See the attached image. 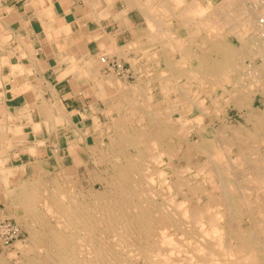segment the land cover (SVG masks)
I'll use <instances>...</instances> for the list:
<instances>
[{
	"label": "bare ground",
	"instance_id": "bare-ground-1",
	"mask_svg": "<svg viewBox=\"0 0 264 264\" xmlns=\"http://www.w3.org/2000/svg\"><path fill=\"white\" fill-rule=\"evenodd\" d=\"M172 1L170 9L174 11L161 14L159 21L152 19L153 13L157 11L155 6L151 3L146 6V11L150 14L148 24L146 23L150 29L147 35L149 39L156 41V48L150 51L153 57L151 59H163L166 62V68L160 74L167 71L174 74L179 71L175 64L169 62L171 59H182L183 63L187 59H195L196 65L190 63V68L178 72L187 75L189 86L195 87L205 79L210 82L218 79L217 83L224 86L222 82L230 79L225 75L235 73L239 76L241 71L249 69L250 73L254 72L256 75L254 79H250L253 80L250 86L242 88L239 80L240 88L235 85L232 90L223 89L221 94L225 107L240 111L245 109L249 126L226 124L224 120L228 110L222 106V124L214 129L212 137L202 135V140H195L188 133L182 137L181 128L177 125L182 126L183 119L189 120L187 113L193 110V106H197L194 109H199L198 112L203 115L208 109L204 104L206 98L192 100L181 91L185 95L183 101L179 98L172 99L167 89L170 85H162L164 99L160 103L170 104L174 100L176 104H183L179 109L174 108L178 116L174 119L171 113L169 116L167 114L168 120L164 121L159 116L160 107L149 108L147 104L146 108H135L140 112V127L135 126L132 131H121L116 138H109L111 146H117V150L118 147L130 150L127 153L118 151L124 153L123 163L112 162L110 172L106 171L104 176L98 175L99 177L94 178L88 196L80 190L67 194L47 187L41 189L38 188L40 183L37 180L34 183H31L32 180L19 182L13 189L10 188L20 190L14 200L19 201L21 209L32 213L40 205L45 210V216L50 215L53 218V224H47L42 218L34 220L44 230H30L31 250L40 258H31L28 264H264V151H260L258 147L260 144L264 145V134L260 131L264 126V108L253 105L258 93L264 97V59L261 58L263 62L252 68L250 64L245 65L242 61L246 58L253 59L250 42L255 44V40L259 42L260 39L262 45L264 43V9L245 10L239 0H222L217 9H210L211 4L208 5L209 8L205 7L200 0ZM161 6H167L166 2L161 3ZM162 16L166 17V26H162L165 24ZM171 19L174 21L171 22ZM174 25H177L176 30L172 31L170 27ZM159 29L164 36L158 35ZM252 29L257 32L254 33L255 36L250 33ZM227 32L238 40L239 45L231 43ZM127 44L135 47L133 43ZM112 46L115 48V44ZM108 51L110 53L111 48ZM261 53L264 55V50ZM205 59L209 60L208 64ZM222 73L224 75L221 76ZM240 77L245 78L242 75ZM106 82L119 85L123 83L108 78ZM218 84L215 82L211 85L219 86ZM135 91L132 89V92ZM129 97L124 101L119 100L115 105L117 114L124 106L127 113L116 114L117 128L123 126L119 123L124 118L130 120V113L134 112L135 101L130 102L132 97ZM53 102L51 104L54 105ZM51 113H47L49 118ZM199 116L196 115V118ZM3 125L0 126L3 134L23 131L19 125L14 128ZM3 127L7 130H3ZM31 129L36 137L40 134L41 129L37 122ZM39 141L29 145L27 149L33 156L37 154L36 144ZM258 142L260 144L257 146L255 143ZM182 144L186 152L183 156L187 159L194 153L206 156L204 163L196 170V174L202 175L199 183L183 176L189 163L177 168L172 162L175 147ZM0 152L2 156L4 151ZM112 154L114 155L113 152ZM4 162L0 160V180L6 186L12 169L5 167ZM96 182L101 185L100 188L94 186ZM192 198L195 199V204H192Z\"/></svg>",
	"mask_w": 264,
	"mask_h": 264
},
{
	"label": "crops",
	"instance_id": "crops-1",
	"mask_svg": "<svg viewBox=\"0 0 264 264\" xmlns=\"http://www.w3.org/2000/svg\"><path fill=\"white\" fill-rule=\"evenodd\" d=\"M85 1L0 0V60L2 58L3 62V64L0 62V126L4 124L14 128L19 125L28 134L23 140H15L11 138V133L3 134L0 128L2 135L0 143L34 144L42 137L44 143H60L59 138L64 137L65 116L71 120L72 126L79 125L80 117L87 112V107L92 105V98L95 95H113L111 91L113 85L106 82L107 78L103 76V73H112L108 69L111 61L115 60L124 67L128 65L133 74L135 69L132 65L140 71L139 65L143 62L141 59H149L144 55L145 49L150 48L149 43H152L153 49L156 48V41H152L147 35L150 32L147 26L150 15L146 11L147 4L151 3L157 9L152 15L154 21H159L161 14H170L172 13L170 11H174L170 9L172 0ZM202 1L206 3V0ZM165 2L167 6L162 7L161 3ZM46 11L49 15L44 13ZM176 26H171L170 29L175 31ZM157 31L161 33L160 29ZM107 35L113 39L110 40ZM99 43L100 46H97ZM113 43L115 48H112ZM127 43L129 45L133 43L135 49ZM105 46L111 48L110 53ZM102 59L106 61L103 62ZM119 78L128 81L129 76ZM52 102L55 104H51ZM49 112H52L51 118L47 115ZM36 122L40 129L47 127L42 130V137L39 134L37 139H34L29 133ZM49 126L53 127L49 129L52 130L51 133L48 130ZM64 146L57 155L58 158L65 154ZM39 150L40 147L37 153ZM1 154L0 160L5 161L4 166L12 170L21 164L19 161L26 158L25 150L20 152L9 150L6 154L3 153L2 156ZM38 157L37 154L34 156L35 159ZM4 190L6 188L4 189L0 183V219L10 214L9 203L1 195Z\"/></svg>",
	"mask_w": 264,
	"mask_h": 264
},
{
	"label": "rangeland",
	"instance_id": "rangeland-1",
	"mask_svg": "<svg viewBox=\"0 0 264 264\" xmlns=\"http://www.w3.org/2000/svg\"><path fill=\"white\" fill-rule=\"evenodd\" d=\"M221 1L222 0H209L208 2L205 3L204 1L200 0V2L205 7H207L208 5L211 4L212 6L210 9H217V6ZM238 2L240 5H242V8L245 10L256 9L258 11H261L264 9V0H257L258 3L260 2V4H258L256 2V0H254V1L253 0H239ZM208 8H209V6H208ZM163 20L166 21V17H163ZM166 25H167V23L162 24V26H166ZM250 33H251V35L253 34V36H255V34H257V32L253 29ZM159 34H160V36H162V35L164 36V33H162V32ZM227 35H228L229 39H231L230 41L233 45H235V46L239 45L238 40L231 33L227 32ZM258 40H259V42L255 40V42H256L255 44H254V42H250L251 44H249L250 49L252 50V53H254V56L252 57L253 59L246 58V59L242 60L243 64H245V65L250 64L251 68L255 67L256 65L261 64L263 62V59H264V57H263L264 55L262 53L260 54V51L264 50V43L262 45L261 40L260 39H258ZM149 44H150V48H147L148 50L145 49V53H144V55L147 56L149 59H141L143 62L141 63V65H139V67H141L140 71L136 70V67L134 65H132L133 67H135L134 68L135 72L132 74L131 70L129 69V66L128 65L125 66V67H127V69H129L128 81H125V78H119L121 76L114 74V73H107V74L103 73L104 77H107L108 79H113L115 81L118 80V81L123 82V83H121L120 85L119 84H112L113 86H111V88H112L111 91H113V95H111V96L110 95L109 96L104 95V94H100L98 96L95 95L92 98V105L87 107V112L83 113L82 117H80L81 122L79 125L75 124L76 126H72L70 124V123H72L71 120L68 119L67 116H65V118H64V126L65 127L63 129L64 137L59 138V139H61L60 143H57V144L44 143L43 137H42L43 136L42 130L46 129V127L43 129L41 128L39 136L42 137V139H39L40 140L39 143L36 144V145H38L37 150L40 147V150L37 153V155L39 156L38 159H35L33 155L29 154V152L26 151V149L29 148V145L31 146L33 144H24L22 142H18L16 144H13V143L7 144V143H3V142L0 143V147H1L0 151H4V154L6 152H8L9 150H13L14 152H20V151L25 150V152H26V154H25L26 158L19 161V163L21 162V164H19L17 166V168L15 167L16 168V169H14L15 171L10 170L11 171V174L9 175L10 180L7 182L9 187H7V184L5 186L2 179H1L2 181L0 180L1 186L4 184L3 188L5 189V187H6V190L2 191L1 195L3 196L4 199L7 200L6 202L9 203L8 205L10 208V214L7 215L6 219H9V218L14 219L16 224L19 225V227L21 228V235L17 240L13 241L7 247H3L0 244V264H28V262L31 258L39 259L40 258L39 255L36 253L34 254V252H32V250H31L32 249V247H31L32 232L31 231H34V228L36 229V231L39 230L40 232L44 229H42V227H40L39 224L37 225V222L35 223L34 220L42 218V219H45L44 221L48 222L47 224H53L52 216H50V215L45 216V210L40 205L37 208L38 211L35 208L34 209L35 212L33 211L32 213L26 212L25 210H23V208L21 209V206L18 203L19 201L14 200L15 196L20 193V190L15 191V190H11L10 188L13 189V187L16 184H18L19 182H27V181L31 182V180H32L33 182H31V183H34V181L36 182V180H37L38 184L40 183L38 188L41 187V189L42 188L44 189L47 187L51 190L52 189H54L56 191L59 190L58 192H64L67 194H74L76 191L80 190L83 192L84 195L88 196V191H89L90 187L93 185L94 178L99 177V176H104V173L106 171L110 172L112 162L123 163L124 153H119L118 151L119 150L120 151H126V153H127V151L130 150L129 148L125 149V147L122 149L118 147V150H117V146H111V143L109 142V138L114 139L117 136H119L121 131L122 132L125 130L132 131V129L135 128V126L137 128L140 127V125L138 123L140 112L136 111L135 108H137V109L138 108L141 109V107L146 108L147 104L149 105V108L150 107H153V108L160 107L161 113L159 114V116H161L162 120H164V121L168 120V116L170 113L173 115L174 119L178 116V113L176 110H174V108L179 109L180 106H182L183 104H176L174 100H172V102L170 104H165L164 102L160 103V101L162 99H164V90H162V85H165V84L170 85V87H167V89L169 90V96L172 99H178L179 98L180 100L183 101L185 95H182L180 93L181 91H184L185 92L184 94L188 95L187 98L192 99V100H197L199 97H203V99H204V97L206 98V99H204V104H205V106H207L208 109H207V111L204 112L203 115L200 114V111L198 112L199 109L198 110L194 109L197 106H195V107L193 106L192 107L193 110L192 111L190 110V112L187 113L188 118L190 117L189 120L183 119V122H182L183 125L182 126L177 125L178 128L179 127L181 128V132H182L181 136L182 137H185L186 134L188 133V135H190L191 139H195V140L201 139L202 140V135L205 137H212L214 129L218 128L217 126L222 124V122L220 121V118L223 117V111H224L223 108L225 107L224 106L225 102H224V99L221 95L223 93V89L232 90V89H234L235 85L238 88V86H239L238 81L239 80H240L239 82L242 84V88H247L248 85L250 86V82L253 81L250 79H254V76H256V75H254V72L250 73L249 69H244L243 70L244 72L241 71L240 75H242V77H245V78H241L240 75L237 76L235 73H229L231 75H229V74L225 75V76H227V78H230L232 81L230 79L229 80L225 79L222 82V85H224V86H221L217 83L216 80H218V79H212L211 82L208 81V79H205L204 81H200V83L198 85H196L195 87L189 86V83H187V79H188L187 75H185L183 72L182 73H178V72L181 69H184L187 67L190 68L191 67L190 63H192L193 65H196L197 61L195 59H187V62L183 63L182 59H171L169 62H171L172 65L175 64L176 69H178L179 71H176V73L174 72V74L171 71H167L165 74H160V71L165 70L166 62L163 59H151L153 57H152L150 51L154 50V49H153L152 43H149ZM261 58H263V59H261ZM103 60H105V59H102V61ZM113 61H115V60H113ZM205 61H206V64H208L209 60L205 59ZM107 63H109V61ZM181 63H182V65H180ZM183 64H185V65H183ZM247 71H248V73H247ZM187 73H188V71H187ZM222 75H224V74L222 73L221 76ZM123 76L128 77L127 74L123 75ZM238 77H239V79H238ZM116 78H118V79H116ZM140 80H141V84L139 85L138 83ZM215 82L219 86L211 85L212 83H215ZM218 82H219V80H218ZM176 84H177V86L175 87ZM121 85H123V86H121ZM136 85H138V87ZM143 86H145V87H143ZM127 87H129V88H127ZM126 88L128 90H126ZM239 88H240V86H239ZM132 89H133V91L136 90L135 93L132 92ZM141 91H146V93L141 92ZM196 92H197V94H196ZM123 94H124V97H123ZM147 94L149 95V97ZM125 95H127V96H125ZM127 97H129V98L132 97L130 99V102L135 101L133 103V106H134L133 111L134 112L130 113L131 114L130 120H127L126 118H124V120L119 123L121 125L123 124V126L120 128H117V125H118V121H117L118 116L117 115H119V113L121 115L122 112H123V114H127V113H126V110H124V108H125V106H124L123 109H121L120 112L117 114V112L115 110L116 109L115 105L117 104V102L119 100L120 101L127 100ZM96 101H99V102H98V104L95 105L94 103ZM218 101H220V102H218ZM113 102H114V107H113ZM212 103H213V105H212ZM253 105H254V107L264 108V97H262L260 93H258L256 95L255 100L253 102ZM222 106H224V107L222 108ZM188 107L186 106V108H188ZM225 109L228 110V112H227L228 114L226 115L225 120H224V122L226 124L249 126V124L246 120L245 109H243L241 111L234 109L233 107H231V108L225 107ZM111 110H112V112H111ZM221 110H223V111L221 112ZM167 114H168V116H167ZM195 114L197 116L200 115L199 116L200 118L199 117L196 118ZM92 115L95 118H93ZM124 126H126V127H124ZM6 127H8V126H6ZM4 128L5 127H3L2 129L7 130V128H5V129ZM50 128H52V127L49 126L48 130ZM94 130H96V131H94ZM51 131L52 130H49L50 133H51ZM260 131L262 134H264V126L261 127ZM260 131H258V132L260 133ZM23 132L24 131H22L21 133L11 134L12 138L15 140L16 139L17 140H23V139L27 138L28 134L26 132L25 133H23ZM114 133L117 135H115ZM259 133H258V135H259ZM19 134H21L20 135L21 138H19L20 137ZM34 134H32V132L29 133V135L32 136V138L37 139V137ZM58 135H60V133H58ZM101 137H102V139H101ZM1 139H3V137ZM258 140H260V139L258 138ZM255 144L258 146L260 143L258 142ZM63 145H65L64 146L65 147V154L63 156L60 155L61 158H58L57 155L60 154L61 151L63 150V148H62ZM2 146H3V148H2ZM26 147H28V148H26ZM108 147H110V149ZM258 147H259L260 151L261 150H262V152L264 151V148H263L264 145L263 144H260ZM7 148H9V149H7ZM111 149H112V151H111ZM115 149L117 151H115ZM112 152L114 153V155L112 154ZM185 153H186L185 152V146L183 144H182V146L177 145L174 149L175 156H174L172 162L174 163V165H176L177 168L184 167L185 165H187L189 163L188 166H190V167L187 166L186 171L183 174V176L192 182H198L199 183L201 178H202V175L196 174L197 173L196 170L199 166L202 165V162L204 163L206 156L202 155L200 153H194V154H191V156L187 159L186 156H183ZM108 154L110 157L108 156ZM27 155H28V158H27ZM54 157H56V159ZM95 161H96V163H95ZM103 165L105 167H103ZM35 167L38 169H36ZM49 172H50V174H49ZM192 172L195 174H193ZM51 174H52V176H51ZM41 176H42V178H40ZM22 177H23V179H22ZM18 179H19V181H18ZM44 185H46V186H44ZM94 186L96 188L101 187V185H99L98 182H96L94 184ZM19 187H21V186L19 185ZM41 202H43V201H41ZM192 204H195L194 198H192ZM40 209H41V211H40ZM23 211H25V212H23ZM18 242H20V244H18Z\"/></svg>",
	"mask_w": 264,
	"mask_h": 264
},
{
	"label": "built area",
	"instance_id": "built-area-1",
	"mask_svg": "<svg viewBox=\"0 0 264 264\" xmlns=\"http://www.w3.org/2000/svg\"><path fill=\"white\" fill-rule=\"evenodd\" d=\"M108 69L110 72L119 76L129 74V69L120 63H117L116 61L110 62ZM20 235L21 228L16 224L15 221L6 218L0 219V243L4 247L9 246L13 241L17 240Z\"/></svg>",
	"mask_w": 264,
	"mask_h": 264
}]
</instances>
